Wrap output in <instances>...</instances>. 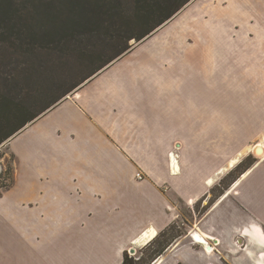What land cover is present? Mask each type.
Here are the masks:
<instances>
[{"label":"crops","instance_id":"1","mask_svg":"<svg viewBox=\"0 0 264 264\" xmlns=\"http://www.w3.org/2000/svg\"><path fill=\"white\" fill-rule=\"evenodd\" d=\"M2 146L0 264L138 260L184 209L150 264H264V0H192Z\"/></svg>","mask_w":264,"mask_h":264},{"label":"trees","instance_id":"2","mask_svg":"<svg viewBox=\"0 0 264 264\" xmlns=\"http://www.w3.org/2000/svg\"><path fill=\"white\" fill-rule=\"evenodd\" d=\"M191 1L0 0V146L151 37ZM131 41L135 44L130 46ZM252 165L248 158L235 170L242 169L239 175ZM168 247L156 239L142 249L149 251L145 257L135 260L125 253L122 264H150Z\"/></svg>","mask_w":264,"mask_h":264},{"label":"rangeland","instance_id":"3","mask_svg":"<svg viewBox=\"0 0 264 264\" xmlns=\"http://www.w3.org/2000/svg\"><path fill=\"white\" fill-rule=\"evenodd\" d=\"M133 44H135L134 41H131L129 43L130 46ZM11 161L12 160L10 159L9 152L7 151V147L6 146L0 147V167L2 169L1 173H0V189H1V187L7 188L9 185H11V183L13 181V174H14L13 170H14V168H13V163ZM10 162H11L12 169L10 167ZM241 170L242 169L236 171L235 169H233L232 171L229 172L230 175H228L229 174L228 173L219 180L218 184L212 189L210 197L207 198L203 202H199V204H197L193 208V210L195 212V214H194L195 218L198 219L201 217V215L204 212V207H206L213 199H215V197L218 194L223 193V190L227 188V184H229L233 178L238 176V173ZM184 214L186 215V220L183 219V221L180 220V221H177L176 224H173L171 227L172 230L168 229L166 231V233H164L163 236H160L157 238V242L162 243V242L166 241V244H169V246H170L174 242L173 240L179 234L186 232V230L189 228V226H191V222H193L194 218L192 217V214L190 212H188V210L184 209ZM192 218H193V220H192ZM156 246H157V243H156L155 247ZM148 253H149V251L145 250V251H142V255L137 253V255H135V257H138V256L142 257L143 255H144L143 257H145ZM128 256L130 257L129 254H128Z\"/></svg>","mask_w":264,"mask_h":264},{"label":"built area","instance_id":"4","mask_svg":"<svg viewBox=\"0 0 264 264\" xmlns=\"http://www.w3.org/2000/svg\"><path fill=\"white\" fill-rule=\"evenodd\" d=\"M136 178L137 179H142V174L141 173H137L136 174ZM206 244V243H205ZM207 245V244H206ZM207 248H209L210 249V247L208 246ZM212 249H214V248H212ZM212 249H210V250H212ZM207 251V250H206Z\"/></svg>","mask_w":264,"mask_h":264},{"label":"bare ground","instance_id":"5","mask_svg":"<svg viewBox=\"0 0 264 264\" xmlns=\"http://www.w3.org/2000/svg\"><path fill=\"white\" fill-rule=\"evenodd\" d=\"M256 155L259 156V157H261V156L264 155V153H263V151H261V152L257 153ZM146 237H148V236H146ZM197 242H198V241H197Z\"/></svg>","mask_w":264,"mask_h":264},{"label":"water","instance_id":"6","mask_svg":"<svg viewBox=\"0 0 264 264\" xmlns=\"http://www.w3.org/2000/svg\"><path fill=\"white\" fill-rule=\"evenodd\" d=\"M259 152H261V149H258V150H257V153H259ZM130 253L133 254V253H134V250L132 249V250L130 251Z\"/></svg>","mask_w":264,"mask_h":264}]
</instances>
